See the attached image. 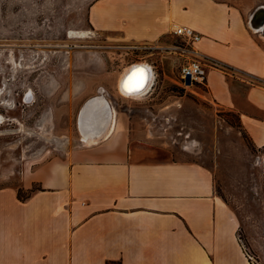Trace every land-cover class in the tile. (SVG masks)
Instances as JSON below:
<instances>
[{
  "label": "crops",
  "instance_id": "crops-1",
  "mask_svg": "<svg viewBox=\"0 0 264 264\" xmlns=\"http://www.w3.org/2000/svg\"><path fill=\"white\" fill-rule=\"evenodd\" d=\"M260 5L96 0L88 18L131 43L174 36L175 24L199 31L196 52L216 64L205 96L236 112L264 150V26L251 24ZM239 226L209 166L125 128L38 165L20 186H0V264H249Z\"/></svg>",
  "mask_w": 264,
  "mask_h": 264
},
{
  "label": "rangeland",
  "instance_id": "rangeland-1",
  "mask_svg": "<svg viewBox=\"0 0 264 264\" xmlns=\"http://www.w3.org/2000/svg\"><path fill=\"white\" fill-rule=\"evenodd\" d=\"M94 1L0 0V186H20L35 167L82 143L80 110L102 95L117 127L213 170L251 264H264V150L252 145L236 112L184 85L179 38L122 41L90 24ZM140 62L152 82L142 96L126 97L118 81Z\"/></svg>",
  "mask_w": 264,
  "mask_h": 264
},
{
  "label": "bare ground",
  "instance_id": "bare-ground-1",
  "mask_svg": "<svg viewBox=\"0 0 264 264\" xmlns=\"http://www.w3.org/2000/svg\"><path fill=\"white\" fill-rule=\"evenodd\" d=\"M138 68L145 70V78L139 88L136 87L139 77L133 75ZM151 82L152 75L149 65L140 62L125 69L118 81V89L126 97L137 98L148 91ZM1 91L0 88V93ZM90 99L91 102L86 112L79 115L80 140L85 144L95 143L100 138H105L113 133L117 128L116 112L109 106L107 100L102 95H95ZM3 117L0 114V123L3 121ZM104 124L106 127L102 129Z\"/></svg>",
  "mask_w": 264,
  "mask_h": 264
},
{
  "label": "built area",
  "instance_id": "built-area-1",
  "mask_svg": "<svg viewBox=\"0 0 264 264\" xmlns=\"http://www.w3.org/2000/svg\"><path fill=\"white\" fill-rule=\"evenodd\" d=\"M174 36L179 38L182 44L176 46L187 58L179 67V74L185 86H193L194 92L201 90L205 92L208 83V67L216 66L196 52L195 44L201 39L202 34L188 25L175 24L172 29ZM197 93V92H196ZM239 239L243 245L245 256L251 264L253 257L247 252L239 234Z\"/></svg>",
  "mask_w": 264,
  "mask_h": 264
},
{
  "label": "water",
  "instance_id": "water-1",
  "mask_svg": "<svg viewBox=\"0 0 264 264\" xmlns=\"http://www.w3.org/2000/svg\"><path fill=\"white\" fill-rule=\"evenodd\" d=\"M251 24L254 28H259L264 26V5H260L257 7L252 15ZM91 102V99H88L84 105L82 106L79 115H81L83 112H86L89 104ZM108 102V100H107ZM109 103V102H108ZM110 106V104H109ZM111 107V106H110ZM111 111V108H109ZM106 126L105 124L102 126V129H104Z\"/></svg>",
  "mask_w": 264,
  "mask_h": 264
},
{
  "label": "snow or ice",
  "instance_id": "snow-or-ice-1",
  "mask_svg": "<svg viewBox=\"0 0 264 264\" xmlns=\"http://www.w3.org/2000/svg\"><path fill=\"white\" fill-rule=\"evenodd\" d=\"M134 76H138L139 80L137 81L136 87L139 88V86L142 84L144 78H145V70L138 68L135 70V72L133 73Z\"/></svg>",
  "mask_w": 264,
  "mask_h": 264
},
{
  "label": "trees",
  "instance_id": "trees-1",
  "mask_svg": "<svg viewBox=\"0 0 264 264\" xmlns=\"http://www.w3.org/2000/svg\"><path fill=\"white\" fill-rule=\"evenodd\" d=\"M239 118V117H238ZM240 121V120H239ZM241 124V123H240ZM242 126V125H241ZM243 128V127H242ZM245 131V130H244ZM246 132V131H245ZM247 133V132H246ZM248 135V134H247ZM249 137V136H248ZM249 139H250V137H249ZM250 141H251V139H250ZM251 143H252V141H251ZM252 145L254 146V144L252 143ZM255 147V146H254ZM38 188H40V186L37 184V183H35L34 185H33V188H32V190H35V189H38ZM18 195H19V197L20 198H22V199H24L25 197H26V195H22L21 194V191H20V189H19V192H18ZM107 264H120V262L119 261H112V262H108Z\"/></svg>",
  "mask_w": 264,
  "mask_h": 264
}]
</instances>
